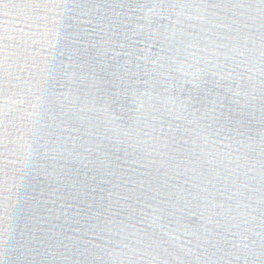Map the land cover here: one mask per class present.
Returning a JSON list of instances; mask_svg holds the SVG:
<instances>
[{
    "label": "water",
    "instance_id": "obj_1",
    "mask_svg": "<svg viewBox=\"0 0 264 264\" xmlns=\"http://www.w3.org/2000/svg\"><path fill=\"white\" fill-rule=\"evenodd\" d=\"M0 264H264V0H0Z\"/></svg>",
    "mask_w": 264,
    "mask_h": 264
}]
</instances>
